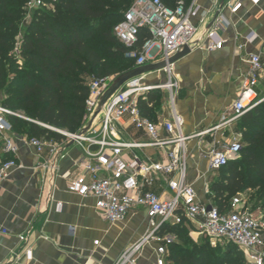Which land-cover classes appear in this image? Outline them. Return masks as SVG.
Wrapping results in <instances>:
<instances>
[{"label":"built area","instance_id":"2783aa9c","mask_svg":"<svg viewBox=\"0 0 264 264\" xmlns=\"http://www.w3.org/2000/svg\"><path fill=\"white\" fill-rule=\"evenodd\" d=\"M56 1L28 0L26 10L51 8ZM253 1L258 3L261 0ZM241 5L242 0H227L220 8L219 15L224 7L235 13ZM192 11L193 6L186 7L183 0H178L174 6L165 4L163 0H135L124 19L114 27L115 35L128 47H134L141 30H147L151 37L142 51L139 54L135 50L130 53L136 58L134 68L147 65L150 61H166L163 69L167 75L166 82L147 84L144 75H137L103 102L118 77L93 78L86 101L87 124L76 133L46 125L63 134L68 141L79 144L87 154L81 163L85 173L70 180L67 189L70 193L94 197L101 216L110 223L125 220L134 207L148 209L146 233L139 242L129 246L114 264H141L142 250L150 243L157 245L156 264H166V245L173 241L170 239L172 235L161 236L159 231L168 224H179L185 218L196 224L198 235L236 245L244 253L247 264H264L263 224L246 207H242L241 194L232 198L229 210L221 212L214 205L201 203L196 190L187 181L186 143L190 136L183 133L184 121L176 111L179 85L175 78V63L170 64L169 60L185 46L192 48L198 45L195 41L197 28L191 22ZM219 15L204 34L207 40L205 48L209 51L221 49L224 44L218 32L222 26ZM247 61L248 71L242 78L239 95L230 107V115L223 118L225 124L239 123L246 113L264 101L257 92L264 72V47L262 51L251 54ZM156 89L168 92L171 107L169 118L161 124L144 116L139 106V100L146 99L147 92ZM7 115L20 116L16 111L0 105V140L3 153L8 155L0 159V185L12 168L22 166L15 158L19 144L12 136L14 131ZM125 116H129L138 129L146 131L149 142L122 141L118 138L116 126ZM23 139L36 152L48 149L57 157L62 155L55 140L27 136ZM145 147L161 149L164 159L154 161L143 158L136 150ZM242 147V135L233 132L228 144L209 150L210 169L216 171L227 165L239 155ZM126 150L130 151L129 156H126ZM173 175H178V178ZM161 178L166 180L172 192L171 199H164L151 190L155 180Z\"/></svg>","mask_w":264,"mask_h":264},{"label":"crops","instance_id":"0c3cea01","mask_svg":"<svg viewBox=\"0 0 264 264\" xmlns=\"http://www.w3.org/2000/svg\"><path fill=\"white\" fill-rule=\"evenodd\" d=\"M183 1L186 7L193 6L191 22L197 28L198 45L175 62L179 85L175 107L184 121L183 133L190 136L186 143L187 181L201 203L213 205L209 195L218 172L210 169L208 154L212 148L228 144L230 135L237 131L239 123L225 124L223 118L230 115V107L239 95L249 56L263 50L264 0H242L235 13L224 7L218 30L224 44L213 51L205 48L204 34L222 7V0ZM158 62L161 61H150ZM141 75L145 83L152 85L165 83L167 77L164 70ZM257 92L264 98V72ZM170 108L162 104L156 119L151 120L161 124L169 118ZM116 129L122 141H150L146 131L138 129L129 116ZM12 136L19 144L15 158L22 166L12 168L0 185V264H114L129 246L142 239L148 227L145 207H134L125 220L110 223L101 216L94 197L67 190L71 179L85 173L81 163L87 154L79 144L68 139L57 142L62 154L57 157L48 149L36 152L25 143V135L14 132ZM136 152L154 161L164 159L163 151L157 147ZM125 154L129 156L130 151ZM7 157L0 140V159ZM151 190L164 199L172 197L163 178L155 180ZM188 221L192 235H197L194 238H200L196 224ZM156 247L150 243L143 248L141 264H156ZM166 264H173L168 255Z\"/></svg>","mask_w":264,"mask_h":264},{"label":"trees","instance_id":"16d2710c","mask_svg":"<svg viewBox=\"0 0 264 264\" xmlns=\"http://www.w3.org/2000/svg\"><path fill=\"white\" fill-rule=\"evenodd\" d=\"M28 0H0V89L4 108L22 111L27 119L7 115L13 131L29 138L62 142L66 137L46 124L71 133L85 124L86 101L93 78L117 77L135 67L138 54L149 40L142 29L134 47L124 44L114 27L124 19L135 0H57L51 8L36 9L24 24ZM174 6L178 0H163ZM25 31L20 40V24ZM160 90L139 100L144 116L156 119L162 108ZM237 130L243 147L236 160L218 172L210 198L221 212L232 198L245 191L264 207V101L246 113ZM188 220L164 226L159 235L175 237L169 244L173 264H247L236 245L222 250L209 241H195Z\"/></svg>","mask_w":264,"mask_h":264},{"label":"rangeland","instance_id":"374dc122","mask_svg":"<svg viewBox=\"0 0 264 264\" xmlns=\"http://www.w3.org/2000/svg\"><path fill=\"white\" fill-rule=\"evenodd\" d=\"M34 11H27L26 10V14H25V18L24 21L26 23H28L31 19V16L33 14ZM25 31L24 25L23 23L20 24V31L18 34V40L21 39L23 33ZM118 77V76H117ZM117 77L115 79H117ZM167 80V77H166ZM161 94H162V99H163V106L164 107H170V103L169 100L167 99L168 94L165 90H160ZM5 98V96L3 95L2 90L0 89V103L2 102V100ZM17 113H19L21 118L27 119V117L25 116V114L22 111H16ZM241 122V120L239 121V123ZM41 126L45 127L46 124L43 123H39ZM237 132H239L237 130ZM240 133V132H239ZM241 134V133H240ZM239 156L237 155L236 157L232 158V160H236ZM256 191L255 190H251V191H245L244 193L241 194V198H242V207H246V209H248L255 217V219H257L261 224H263V231H264V207H263V203L262 202H256L255 198H252L251 195L254 194ZM188 226H189V231H192V225L191 223L188 221ZM191 237L195 240H202L203 237L200 236V238L196 239L194 237H197L196 234L192 235V233L190 232ZM171 240H175L174 236L170 237ZM205 240L209 241L210 246L213 247H220L222 250L225 249H234L235 246L232 243H229L227 241L224 240H219V239H211L209 237H205ZM168 248V254L170 253V249H169V244L166 245Z\"/></svg>","mask_w":264,"mask_h":264},{"label":"water","instance_id":"95a60500","mask_svg":"<svg viewBox=\"0 0 264 264\" xmlns=\"http://www.w3.org/2000/svg\"><path fill=\"white\" fill-rule=\"evenodd\" d=\"M225 0H222V4L221 6L224 5ZM219 15V11L216 13L212 23L208 26L210 27L213 22L216 21L217 17ZM191 52V47L189 45L185 46L182 50H180L174 57H172L169 60V63H175L176 61H178L180 58L184 57L185 55H187L188 53ZM167 65L166 61H161L158 63H149L147 65L144 66H140V67H136L133 68L121 75L118 76L117 82L115 85H113L110 90L107 92L103 102H105L107 100V98L113 94L114 92H116L122 85L125 84V82H127L130 78L137 76V75H141V74H146L148 72L151 71H158V70H163ZM211 208V207H209Z\"/></svg>","mask_w":264,"mask_h":264}]
</instances>
